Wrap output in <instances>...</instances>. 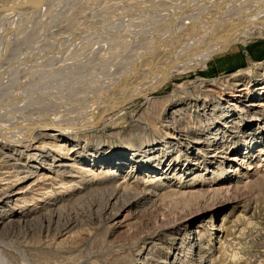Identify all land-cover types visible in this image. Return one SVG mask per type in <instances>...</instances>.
Returning a JSON list of instances; mask_svg holds the SVG:
<instances>
[{
    "label": "rangeland",
    "instance_id": "rangeland-1",
    "mask_svg": "<svg viewBox=\"0 0 264 264\" xmlns=\"http://www.w3.org/2000/svg\"><path fill=\"white\" fill-rule=\"evenodd\" d=\"M7 6L0 147L61 144L84 169L72 191L35 194L44 169L0 185V264H264V0ZM49 121L71 140L34 143ZM145 181L158 197L133 205Z\"/></svg>",
    "mask_w": 264,
    "mask_h": 264
},
{
    "label": "bare ground",
    "instance_id": "bare-ground-1",
    "mask_svg": "<svg viewBox=\"0 0 264 264\" xmlns=\"http://www.w3.org/2000/svg\"><path fill=\"white\" fill-rule=\"evenodd\" d=\"M44 1V0H43ZM199 1V0H198ZM16 2V1H15ZM34 2V1H32ZM31 2V3H32ZM36 3H37V0H36ZM29 4V3H28ZM35 4V3H34ZM44 4V3H43ZM233 4V3H232ZM30 5V4H29ZM33 5V4H32ZM39 5V4H38ZM7 6V5H6ZM40 6V5H39ZM200 6V5H199ZM198 6V7H199ZM204 6V5H203ZM15 7V6H14ZM212 7V6H211ZM35 8V7H34ZM196 8V6L194 7ZM224 8V7H223ZM20 9V8H19ZM193 9V8H192ZM200 9V8H199ZM26 10V9H25ZM202 10V9H200ZM212 10V8L210 9ZM222 10V8H221ZM224 10V9H223ZM18 11V10H17ZM20 11V10H19ZM18 11V13H19ZM200 12V11H199ZM204 12V11H203ZM226 12V11H225ZM24 14V13H23ZM167 14V13H166ZM184 14V13H183ZM168 15V14H167ZM196 15V14H195ZM6 16V15H5ZM4 16V17H5ZM165 16V15H164ZM198 16V15H197ZM202 16V15H201ZM214 16V15H213ZM227 16V15H226ZM172 17V16H171ZM184 17V16H183ZM3 18V17H2ZM1 18V19H2ZM5 19V18H4ZM174 19V18H173ZM180 19V18H179ZM208 19V18H207ZM223 19V18H222ZM249 19V18H248ZM172 20V19H170ZM250 20V19H249ZM248 20V21H249ZM174 21V20H173ZM176 21V20H175ZM251 21V20H250ZM1 22V21H0ZM171 22V21H170ZM178 22V21H177ZM176 22V23H177ZM172 23V22H171ZM175 23V22H174ZM172 23V24H174ZM229 23V22H228ZM171 24V25H172ZM250 25H257V23L254 24L253 23H248ZM261 25V24H260ZM2 26V25H1ZM155 26V25H154ZM165 26V25H164ZM163 27V26H162ZM257 27V26H256ZM259 27V26H258ZM134 28V27H133ZM161 28V27H160ZM165 28V27H164ZM259 28H263V27H259ZM125 29V28H124ZM145 29V28H144ZM158 29V27H157ZM173 29V28H172ZM139 30V29H138ZM143 30V29H142ZM7 31V30H6ZM9 31V30H8ZM133 31V30H132ZM139 32V31H138ZM141 33V32H140ZM145 33V32H144ZM155 34V32H154ZM160 34V33H159ZM158 34V35H159ZM162 34V33H161ZM6 35V34H5ZM9 35V34H8ZM12 35V34H11ZM161 36V35H160ZM162 38H164L163 36H161ZM160 37V38H161ZM156 38V37H155ZM161 40V39H160ZM163 43V42H162ZM2 44V43H1ZM132 44V43H131ZM158 48V47H157ZM136 55V54H135ZM134 55V57H136ZM112 56V55H111ZM133 57V58H134ZM127 58V57H126ZM124 58V59H126ZM116 59V58H115ZM128 60V58H127ZM126 60V61H127ZM131 60V59H129ZM122 61V60H121ZM140 63V62H139ZM120 64V63H119ZM130 65V64H129ZM147 65V64H146ZM106 66V65H105ZM123 67V66H122ZM117 69V68H116ZM139 69V68H138ZM121 72V71H120ZM2 74V73H1ZM131 85V84H130ZM260 86H264V82H262L260 84ZM254 87V86H252ZM15 88V87H14ZM250 87H248L246 84H244L239 90V92H247L249 90ZM128 90V89H127ZM257 90V89H256ZM12 92V91H11ZM128 92V91H127ZM238 96V95H237ZM5 97V96H4ZM3 98V97H2ZM123 98V97H122ZM119 100V99H118ZM51 101V100H50ZM3 102V101H2ZM110 103V102H109ZM15 105V104H14ZM21 106V105H20ZM16 107V106H15ZM19 107V106H18ZM22 107V106H21ZM20 107V108H21ZM106 107V105H105ZM112 107V106H111ZM12 108V107H11ZM10 108V109H11ZM40 108V107H39ZM109 108V107H108ZM42 109V108H41ZM38 110V109H37ZM17 111V110H16ZM180 109L178 108H174L173 111H172V114L174 115L175 113L179 112ZM36 112V111H35ZM38 113V112H37ZM43 113V112H42ZM17 116V115H16ZM27 116V115H25ZM34 116V115H33ZM31 117V116H30ZM27 120V119H26ZM218 120V119H217ZM39 122V120H37ZM36 121V123H37ZM50 122V121H49ZM54 122L53 125H45V126H42L40 128V132L39 134L35 137V141L34 143H36L37 140L41 139V138H48V139H52V140H61L60 142H63V143H66L69 139L71 140L70 136H65L64 133H63V128L62 127H58V126H55V123L56 121H51L49 124H52ZM42 123V122H41ZM22 124V123H21ZM46 124V122L44 123ZM217 124V123H216ZM17 125V124H16ZM36 125V124H35ZM39 125V124H37ZM21 126V125H20ZM35 128V127H34ZM34 130V129H33ZM38 130V128H37ZM27 132V131H26ZM37 132V131H36ZM33 133V132H32ZM31 133V134H32ZM35 133V132H34ZM23 134V133H22ZM37 134V133H36ZM34 135V134H33ZM67 135V134H66ZM13 137V136H12ZM17 137V136H16ZM30 137H32L30 135ZM18 138H19V135H18ZM2 140V138H1ZM11 140V139H10ZM25 140V139H24ZM9 141V140H8ZM26 141V140H25ZM30 141V140H29ZM33 141V140H32ZM2 142V141H1ZM0 142V143H1ZM13 142V141H12ZM71 142H75V141H71ZM18 143V142H17ZM29 143V142H28ZM27 143V144H28ZM33 143V142H32ZM167 143V142H166ZM7 144V143H5ZM22 144V143H21ZM26 144V143H25ZM31 144V143H30ZM26 145V147H18V148H13V149H8L6 147H0V181H4L3 183L1 182L0 185H3L4 188L2 189L3 191L1 192V195H3L5 192V190L8 188L9 185L11 184H18V182H21L22 180H25L27 178H30L31 176H33L34 173H36L39 170H48V176H46L45 174H43L44 176H42L41 178H39V180H42V181H37L36 184H33L31 185L30 187V190H34L36 191L35 194H39L38 190H45L46 192L43 193V194H50L52 192L50 191H47V188H42L41 186L44 185L45 181H49V180H54V179H59L61 182H64L65 180H68L70 179L69 182L67 183H70V186H71V190L70 189H67V190H70L72 191L73 188H74V184H77L78 182L76 180H81L82 179V175H83V169L82 168L81 170H78L79 168H77L76 170L74 168H76V166L74 164H66V163H59L60 159L57 158L59 156L57 155H60L61 151L64 150V148L62 147L63 145H51V144H43L40 148H36L35 146H32V145ZM42 144V142H41ZM3 145V144H2ZM14 145V144H13ZM24 145V144H22ZM10 146V144H9ZM8 146V147H9ZM15 146V145H14ZM13 146V147H14ZM20 146V145H19ZM39 146V145H38ZM17 147V145H16ZM22 149V150H21ZM79 148L78 146L75 144L73 147H72V151L71 152H74V151H77ZM148 149V148H147ZM152 149V146H150V148L148 150H151ZM144 150V149H143ZM249 152V150L247 149L245 151L246 152ZM136 152L137 150H132L130 151L129 153H122L120 155H117L116 158H114V162H116V160H119V161H122V160H125V159H131L133 160V157L137 158L136 157ZM56 153V154H54ZM132 153V154H131ZM150 153V152H149ZM110 154V153H108ZM56 155V156H55ZM67 155L69 156H73L71 154H67L64 155L66 156V158L62 159V160H65V161H72L74 158L73 157H68ZM147 155V154H146ZM152 156V155H151ZM145 158V157H144ZM86 159V157H85ZM91 159V158H90ZM130 160V161H132ZM55 162H58L57 165H55ZM112 163V162H111ZM125 163V162H124ZM43 165H48L49 167L45 169V166ZM84 165V164H83ZM90 165H88L89 167ZM71 168V169H70ZM132 172V171H131ZM135 172V171H134ZM52 175V176H51ZM46 176V177H45ZM54 177V178H53ZM131 179V178H129ZM38 180V179H37ZM146 184L144 185V190H146L145 192H143L139 197H136V200L133 201V205H137L139 203L142 202L143 199H145V197L147 195L151 196V197H158V195H155V193L152 191V187L155 186L153 183H148L147 184V181H145ZM67 183H63V185H66ZM40 184V185H39ZM144 184V183H143ZM50 185V184H49ZM62 186V184H61ZM35 187V188H33ZM78 189H80V187L78 186ZM155 189V188H154ZM214 189V188H213ZM232 189H230L229 187H227L225 189V193H227L228 191H230ZM32 191V192H34ZM152 191V192H151ZM211 191V190H209ZM156 192V191H155ZM24 192L23 191H19V190H16L12 195H9L8 196V200L10 198V196H18V195H21L23 194ZM154 193V194H152ZM213 193L215 192H212L211 195H213ZM42 195V193H41ZM160 197V196H159ZM147 198V197H146ZM210 198V197H209ZM148 199V198H147ZM151 199V198H150ZM153 199V198H152ZM151 199V200H152ZM14 200V199H13ZM20 200V199H19ZM150 200V202H151ZM9 202V201H8ZM12 202V201H11ZM15 202H18V199L15 198ZM7 204V203H6ZM131 204V205H132ZM46 211V210H45ZM21 216V215H20ZM32 220L34 219H24L23 217L20 218V220L18 221V225H21V224H24V226L26 225H30ZM219 230V229H218Z\"/></svg>",
    "mask_w": 264,
    "mask_h": 264
},
{
    "label": "water",
    "instance_id": "water-1",
    "mask_svg": "<svg viewBox=\"0 0 264 264\" xmlns=\"http://www.w3.org/2000/svg\"><path fill=\"white\" fill-rule=\"evenodd\" d=\"M11 0H7V2L0 3V13H2L5 9H8L9 6H6L8 2Z\"/></svg>",
    "mask_w": 264,
    "mask_h": 264
}]
</instances>
